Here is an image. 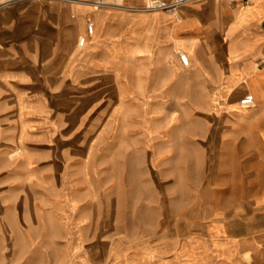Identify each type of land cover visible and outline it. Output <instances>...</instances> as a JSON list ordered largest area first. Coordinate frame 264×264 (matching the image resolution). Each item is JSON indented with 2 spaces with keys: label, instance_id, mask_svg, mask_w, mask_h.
Masks as SVG:
<instances>
[{
  "label": "crops",
  "instance_id": "obj_1",
  "mask_svg": "<svg viewBox=\"0 0 264 264\" xmlns=\"http://www.w3.org/2000/svg\"><path fill=\"white\" fill-rule=\"evenodd\" d=\"M93 1L0 0L7 155L19 149L26 157L36 148L42 157L63 158L66 145L92 125L87 143L103 141L108 157L121 158L117 172L125 182L139 169L123 159L143 155L144 145L169 128L150 111L171 101L192 103L198 94L243 132L219 139L218 197L211 208L202 205V229L174 233L166 244L97 245L101 232L91 217L62 215L56 221L73 244L59 247L58 261L35 264H264V0H206L174 14L142 10L147 0H106L100 9ZM246 96L253 106L245 112L239 101ZM74 169L42 166L63 180ZM193 219L192 213L183 218ZM25 247L22 253L37 252Z\"/></svg>",
  "mask_w": 264,
  "mask_h": 264
},
{
  "label": "rangeland",
  "instance_id": "obj_2",
  "mask_svg": "<svg viewBox=\"0 0 264 264\" xmlns=\"http://www.w3.org/2000/svg\"><path fill=\"white\" fill-rule=\"evenodd\" d=\"M193 97L192 103L171 101L150 111L169 128L159 140L144 145L143 155L123 159L133 172L139 169L125 182L117 172L121 158L108 157L103 141L87 143L92 125L80 141L66 145L63 158L42 157L45 153L36 148H28L24 157L19 149L7 155L8 135L0 119V264H22L25 257L28 264L62 258L59 247L73 244L56 221L62 215L91 217L101 232L97 245L166 244L174 233L202 229L200 214L207 212L203 206L211 208L218 197L219 139L243 131L232 117L207 108L199 94ZM206 135L209 141H202ZM46 165L72 166L75 173L65 174L63 180L62 175L42 172ZM78 167L88 172L81 174ZM188 213L193 214L191 222L183 220ZM25 246L38 253H22Z\"/></svg>",
  "mask_w": 264,
  "mask_h": 264
},
{
  "label": "built area",
  "instance_id": "obj_3",
  "mask_svg": "<svg viewBox=\"0 0 264 264\" xmlns=\"http://www.w3.org/2000/svg\"><path fill=\"white\" fill-rule=\"evenodd\" d=\"M203 0H147V4L142 9L147 12H157L163 11L168 12L171 14L176 13L179 9L190 5L192 3H199ZM229 4H235L240 0H226ZM247 4V2H244ZM94 9H100L106 6V0H94L92 3ZM93 29L91 26L87 27V34L92 35ZM78 45L83 47L84 45V38L79 40ZM178 60L183 67L188 66V59L184 54H178ZM239 106L245 109H248L253 106V99L250 96H246L239 101Z\"/></svg>",
  "mask_w": 264,
  "mask_h": 264
},
{
  "label": "bare ground",
  "instance_id": "obj_4",
  "mask_svg": "<svg viewBox=\"0 0 264 264\" xmlns=\"http://www.w3.org/2000/svg\"><path fill=\"white\" fill-rule=\"evenodd\" d=\"M242 108V107H241ZM242 109H245V108H242Z\"/></svg>",
  "mask_w": 264,
  "mask_h": 264
}]
</instances>
